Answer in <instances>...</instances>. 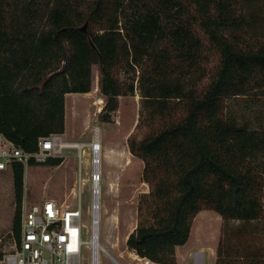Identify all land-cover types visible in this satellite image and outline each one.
Instances as JSON below:
<instances>
[{
    "label": "trees",
    "instance_id": "1",
    "mask_svg": "<svg viewBox=\"0 0 264 264\" xmlns=\"http://www.w3.org/2000/svg\"><path fill=\"white\" fill-rule=\"evenodd\" d=\"M263 24L264 0H0V134L28 153L65 134L66 96L91 93L99 66L104 119L139 90L136 130L148 129L128 140L151 191L127 248L177 264L196 216L210 210L225 223L216 264H264V249L249 242L264 221V130L225 114L227 100L264 91ZM209 49L218 55L211 71ZM25 170L13 169L17 239Z\"/></svg>",
    "mask_w": 264,
    "mask_h": 264
},
{
    "label": "rangeland",
    "instance_id": "2",
    "mask_svg": "<svg viewBox=\"0 0 264 264\" xmlns=\"http://www.w3.org/2000/svg\"><path fill=\"white\" fill-rule=\"evenodd\" d=\"M255 10L256 7L251 8V11ZM198 33L209 48L207 36L199 29ZM260 34L264 37V24L260 26ZM209 53L207 70L211 71L217 64L218 55L211 49ZM120 77L123 81H130L133 77L137 79L139 73L136 76L122 74ZM99 79L100 68L94 66L91 93L66 96V132L65 136L60 137L68 145L83 147L65 148L61 156L63 164L59 167L27 166L24 203L30 208L51 199L65 208L77 210L79 196L82 195V222L86 225L85 230L90 231L92 178L99 170L94 166L91 144L98 135L102 145L100 243L105 250L100 254L99 264H154L140 258L126 246L128 236L138 224L142 196L151 191L144 180V161L131 154L128 146L130 136L134 135L140 140L148 131L144 126L136 130L141 120L142 96L136 90L133 96L120 97L118 110L105 120L103 109L106 100L99 90ZM206 83L207 80H204L202 86ZM226 105L228 118L239 125L264 130V91L229 99ZM15 211L13 172H0V241L4 242L0 245V251L10 249ZM224 225L222 217L216 212H200L193 222L188 243L176 250L177 264H216ZM255 225V231H249V242L264 249V221ZM90 261L89 250L84 247L80 264H90Z\"/></svg>",
    "mask_w": 264,
    "mask_h": 264
},
{
    "label": "built area",
    "instance_id": "3",
    "mask_svg": "<svg viewBox=\"0 0 264 264\" xmlns=\"http://www.w3.org/2000/svg\"><path fill=\"white\" fill-rule=\"evenodd\" d=\"M68 144L60 135L40 138L38 151L28 153L0 134V171L14 169L16 164L28 166L30 160L44 163L49 158L61 157ZM94 153V166L99 168L92 178L90 206L91 230L83 224L82 195L77 210L65 208L55 200L47 199L30 208L24 203L21 215V236L14 237L8 251H2L0 264H80L82 249L89 250L90 264H99L100 254L105 253L100 243L101 224V152ZM81 155V154H80ZM88 233V236H86ZM88 239V240H87ZM4 244L1 240L0 245Z\"/></svg>",
    "mask_w": 264,
    "mask_h": 264
},
{
    "label": "bare ground",
    "instance_id": "4",
    "mask_svg": "<svg viewBox=\"0 0 264 264\" xmlns=\"http://www.w3.org/2000/svg\"><path fill=\"white\" fill-rule=\"evenodd\" d=\"M68 147H71V148L72 147L82 148L83 146H80V145H70L69 144ZM91 148H92V150L99 149V150H97V153H99V152L102 153V145H101V141H100V138H99L98 135H96L93 144H91Z\"/></svg>",
    "mask_w": 264,
    "mask_h": 264
},
{
    "label": "crops",
    "instance_id": "5",
    "mask_svg": "<svg viewBox=\"0 0 264 264\" xmlns=\"http://www.w3.org/2000/svg\"><path fill=\"white\" fill-rule=\"evenodd\" d=\"M70 95H72V94H70ZM67 96H68V95H67ZM61 136L63 137V136H65V134H63V135H61ZM0 172H1V171H0Z\"/></svg>",
    "mask_w": 264,
    "mask_h": 264
}]
</instances>
